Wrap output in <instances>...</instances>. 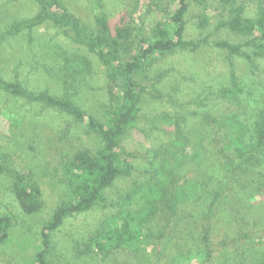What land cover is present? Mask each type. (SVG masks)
I'll list each match as a JSON object with an SVG mask.
<instances>
[{"label": "rangeland", "instance_id": "obj_1", "mask_svg": "<svg viewBox=\"0 0 264 264\" xmlns=\"http://www.w3.org/2000/svg\"><path fill=\"white\" fill-rule=\"evenodd\" d=\"M61 1L90 28L96 26L98 11L105 12L113 25L130 27L131 46L121 53L127 59L138 51V26L150 38L153 26L167 18L174 0ZM243 2L245 14L264 5V0ZM229 8L219 0H190L184 39L194 45L154 57L148 64L137 118L119 139L121 160L130 163L131 173H122L105 190L104 203L66 217L60 227L48 232L50 264L204 261L203 234L191 219L186 223V233L153 237L140 249L124 246L109 254L82 249L90 235L115 212L117 199L134 184L156 179L162 166L167 176L172 175L181 184L191 177L198 178L188 166L195 164L200 181L209 182L199 203L213 195L214 186L224 180L227 165L236 155L231 128L221 122L223 115H236L248 128L247 139L253 135L255 110L264 107V56L252 55L249 59L218 45L227 41L239 45L240 52L253 51L248 44L253 36L219 27L220 20L229 19ZM39 11L36 0H0V78L18 82L33 93L45 91L68 98L86 113L105 120L113 102L114 85L108 67L96 52L66 36L50 19L11 31L14 24L32 19ZM80 61L87 62L89 69L76 68ZM232 75L245 90L241 104L221 102L225 88L232 87ZM250 101L257 105L251 107ZM101 146V136L86 122L61 108L0 88V215L9 216L11 221L8 238L0 242V264H34L36 252L43 248L42 228L54 209L72 195L63 165L77 150L96 154ZM199 149L201 155L195 153ZM258 161L257 166L264 167V152ZM257 168L251 170L254 173L246 172L245 178L255 182L253 190L264 193V170L260 173ZM17 171L25 173L41 190L42 207L34 213H25L15 197L13 176ZM230 185L220 197L223 203L233 189ZM202 212L206 213V205ZM224 241L213 240L215 252L208 264H229L230 259L221 249Z\"/></svg>", "mask_w": 264, "mask_h": 264}, {"label": "trees", "instance_id": "obj_2", "mask_svg": "<svg viewBox=\"0 0 264 264\" xmlns=\"http://www.w3.org/2000/svg\"><path fill=\"white\" fill-rule=\"evenodd\" d=\"M36 1L40 5L38 14L30 20L17 22L11 31H18L25 24H37L50 19L66 36L96 52L108 67L107 74L110 83L114 85L113 102L107 110L106 119L100 120L68 98H59L45 91L33 93L18 82L0 78L1 89L61 108L76 119L86 122L102 139V146L96 154L79 149L63 165L72 195L54 209L45 223L42 228L43 248L34 257V264H50L47 257L50 244L48 232L60 227L66 217L90 210L99 202L104 203L105 190L114 180L122 173H131L130 163L121 160L119 139L137 118L140 93L147 84L148 64L154 57L194 44L184 39L185 13L190 0H174L169 6L167 18L153 26L150 38L142 34V28L138 26L139 48L137 53L127 59H123L121 53L131 46L133 32L130 27L113 25L105 12L98 11L99 15L95 16L96 26L90 28L69 11L61 0ZM219 3L224 7L229 4L231 13L229 19L220 20L219 27L253 36L248 40L253 51L252 54L240 52L239 45L227 41L219 42L218 45L249 59L252 55L264 56V5H258L255 12L245 14L246 5L243 0H219ZM86 64L80 61L76 68L86 71L89 69ZM231 78L232 87L225 88L221 102L241 104L245 90L234 75ZM250 102L251 107L257 105ZM255 111L250 139H247V126L236 115L221 117V122L231 128V143L236 147V155L227 165L224 180L214 186L215 193L205 198L202 204L199 202L209 182L200 181V171L195 169V164L188 166L194 172L193 176L198 178L191 177L188 182L181 184L172 175L167 176L162 166L156 179L146 184H134L117 199L115 212L83 243L82 250L109 254L124 246L140 249L143 243L153 237L161 239L166 234L179 236L186 233V223L191 219L193 226H197L203 234L206 258L201 264L209 263L215 252L213 240L221 239L225 240L221 249L230 259L229 264H264V193L253 190L255 182L245 178V173H254L251 170L256 167L258 171L264 170L263 166L256 164L264 152V107ZM195 153L201 155V150ZM228 184L233 189L230 188V196L223 203L220 197L227 190ZM13 190L25 213H34L42 207L41 190L25 173L17 171L14 174ZM204 205L206 213L202 212ZM10 225L9 216L0 215V242L8 238Z\"/></svg>", "mask_w": 264, "mask_h": 264}]
</instances>
